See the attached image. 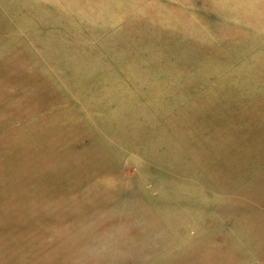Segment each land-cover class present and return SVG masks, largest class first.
Listing matches in <instances>:
<instances>
[{"label":"rangeland","instance_id":"1","mask_svg":"<svg viewBox=\"0 0 264 264\" xmlns=\"http://www.w3.org/2000/svg\"><path fill=\"white\" fill-rule=\"evenodd\" d=\"M125 113L132 138L158 143L154 162H184L224 194L245 264H264V0H0V248L26 253L0 249L2 259L32 255L23 229L89 233V201L73 214L63 200L151 174L136 141L113 134ZM225 246L194 263L244 264L219 258ZM65 253L59 244L56 259Z\"/></svg>","mask_w":264,"mask_h":264},{"label":"bare ground","instance_id":"2","mask_svg":"<svg viewBox=\"0 0 264 264\" xmlns=\"http://www.w3.org/2000/svg\"><path fill=\"white\" fill-rule=\"evenodd\" d=\"M127 114L120 117L121 121H118L120 118H111L117 122H112L111 127L117 131L113 134L119 138L136 141L138 152L145 158L138 167L141 171L152 170L151 174L140 175L134 181L122 179L119 183L126 185L123 187H117L118 183L115 181H97L96 196L90 199L87 195L84 199L63 200V206L71 207L73 214L79 213V210L73 207L75 204H85V200L89 201V205H84L89 208V222L86 223L89 225V233L79 230L86 229L82 223H78L70 233L58 231L55 236L43 237L40 232L32 234L34 230L23 229L22 231L26 232L23 234L25 244L32 255L28 254L29 257L17 261L20 264H36L37 257L39 264H86L84 259L88 257V264H181L177 262L189 255L191 264H195L194 262L201 261L203 255L206 260L211 256L210 251H218V247L226 243L225 248H232L233 251L222 249L216 253L217 256L225 259L232 255L237 256L238 253L241 254V262L245 264V256L242 253L247 249L248 242L244 240V230L234 227L235 218L228 215L231 209L226 208L231 207L227 205L224 194L214 187L209 190L207 185L203 186L199 176L188 171L184 162H181V166H175L170 158L178 157V154L173 153L176 150H169L171 153L166 157L167 162L172 163L170 168L161 165L165 161L154 162L157 158L152 152L158 143L153 139L148 140L139 130L136 131L135 138H132L126 126ZM150 120L149 117L146 119L147 122ZM103 135L102 131L96 138L99 139ZM93 140L96 141L95 137ZM165 147L170 148L167 145ZM91 188L89 185V191H94V188ZM108 191H114V195ZM108 194L115 200L107 205V200H112L108 198ZM127 194L131 196L128 197ZM120 196L125 197L121 200ZM93 199H96L95 203L92 202ZM32 205L39 210L40 203ZM51 206L47 209L46 216L50 213L54 217L52 221L59 220L61 212L58 209L53 211ZM221 206L225 208L221 209ZM214 209L221 211V214L214 215ZM10 210L13 213V207H10ZM113 216L118 219V225L111 219ZM204 216L217 217L212 221L214 229L204 228L203 222H200ZM30 234L34 238L30 241L31 245ZM209 243L211 245L208 248L205 244ZM59 244L66 245L67 253L56 259V248ZM5 250L26 255L11 245H4L1 251ZM14 257L15 255L3 260L0 256V264H6L7 261L15 264ZM252 257L251 255L249 259Z\"/></svg>","mask_w":264,"mask_h":264}]
</instances>
